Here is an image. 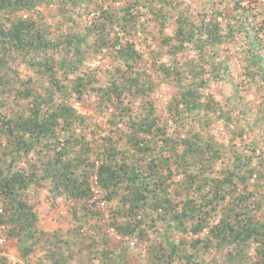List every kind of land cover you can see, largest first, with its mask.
Masks as SVG:
<instances>
[{
    "label": "trees",
    "instance_id": "16d2710c",
    "mask_svg": "<svg viewBox=\"0 0 264 264\" xmlns=\"http://www.w3.org/2000/svg\"><path fill=\"white\" fill-rule=\"evenodd\" d=\"M3 226L25 264H264V0H0Z\"/></svg>",
    "mask_w": 264,
    "mask_h": 264
},
{
    "label": "rangeland",
    "instance_id": "374dc122",
    "mask_svg": "<svg viewBox=\"0 0 264 264\" xmlns=\"http://www.w3.org/2000/svg\"><path fill=\"white\" fill-rule=\"evenodd\" d=\"M225 93L229 91L228 87L225 86L222 89ZM168 89L163 90L164 93H167ZM83 111L88 112L87 108H83ZM37 212L40 217V225L46 231H53L59 228L62 223L58 220L60 215L66 214V208L64 203H59L58 205H52L46 198L45 195L42 196L39 203L36 205ZM4 250L0 251V256H7L12 264H25L20 257L16 241L12 240L5 241V244L1 246ZM8 251V252H7Z\"/></svg>",
    "mask_w": 264,
    "mask_h": 264
},
{
    "label": "built area",
    "instance_id": "2783aa9c",
    "mask_svg": "<svg viewBox=\"0 0 264 264\" xmlns=\"http://www.w3.org/2000/svg\"><path fill=\"white\" fill-rule=\"evenodd\" d=\"M7 228L6 226H3L0 228V233L1 235H3L6 231H7ZM5 244V239L3 237H0V247L3 246ZM136 242L135 241H132L130 242V246L133 248L136 246Z\"/></svg>",
    "mask_w": 264,
    "mask_h": 264
},
{
    "label": "crops",
    "instance_id": "0c3cea01",
    "mask_svg": "<svg viewBox=\"0 0 264 264\" xmlns=\"http://www.w3.org/2000/svg\"><path fill=\"white\" fill-rule=\"evenodd\" d=\"M10 242H12V240L10 241ZM17 248V247H16ZM8 252V251H7Z\"/></svg>",
    "mask_w": 264,
    "mask_h": 264
}]
</instances>
